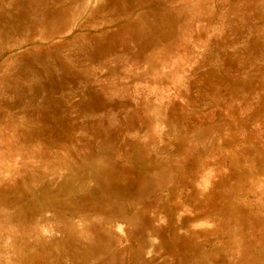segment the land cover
<instances>
[{"label":"rangeland","instance_id":"rangeland-1","mask_svg":"<svg viewBox=\"0 0 264 264\" xmlns=\"http://www.w3.org/2000/svg\"><path fill=\"white\" fill-rule=\"evenodd\" d=\"M0 264H264V0H0Z\"/></svg>","mask_w":264,"mask_h":264}]
</instances>
